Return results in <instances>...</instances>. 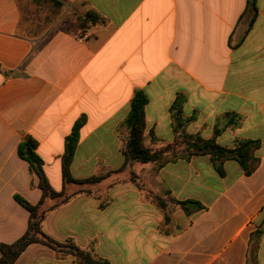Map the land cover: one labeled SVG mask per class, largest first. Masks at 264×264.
I'll list each match as a JSON object with an SVG mask.
<instances>
[{
	"label": "crops",
	"instance_id": "obj_1",
	"mask_svg": "<svg viewBox=\"0 0 264 264\" xmlns=\"http://www.w3.org/2000/svg\"><path fill=\"white\" fill-rule=\"evenodd\" d=\"M62 1L0 0V260L29 228L20 198L45 211L51 239L111 264H264V0ZM137 90L148 146L175 140L182 101L188 134L259 141L257 168L231 159L221 175L194 155L122 170ZM83 118L70 170L104 176L93 185L63 176ZM29 140L61 195H45ZM13 264L81 263L34 241Z\"/></svg>",
	"mask_w": 264,
	"mask_h": 264
},
{
	"label": "trees",
	"instance_id": "obj_2",
	"mask_svg": "<svg viewBox=\"0 0 264 264\" xmlns=\"http://www.w3.org/2000/svg\"><path fill=\"white\" fill-rule=\"evenodd\" d=\"M58 6L63 5L62 0H56ZM147 104L146 95L137 90L132 99L131 111L125 120L129 128V135L123 153L125 155V165L122 170H129L135 163H154L158 167L173 161L177 158H190L194 155H210L215 168L223 175L225 173L224 163L227 160H236L243 167L246 174H251L258 166L259 160L255 157V151L259 147V141L250 139H240L233 148L221 146L216 142V136L221 129L215 130L212 138H203L196 134H188L186 132L187 121L182 112V101L177 102L173 108V119L175 122V140L172 143L159 147H150L146 144L144 135L145 129V106ZM84 123V118L79 120L71 134L66 138L65 154L63 157V176L67 183L76 182L81 184H90L100 182L104 176H93L85 180H75L72 177L70 165L73 160L77 143L79 140V131ZM23 155L33 166V169L41 178L42 188L47 196H57L51 188L42 166V160L35 152V143L29 140L21 150ZM134 178L138 177L132 172ZM65 197L62 201L68 199ZM65 199V200H64ZM19 200L31 211V221L27 232L16 242L12 244H3L2 257L0 264H13L19 255L34 241H42L47 245L57 249L58 251L71 252L77 255L81 264H111L104 258L94 256L91 252L78 247L73 242L61 244L47 236L42 229V221L45 211L40 207H35L23 199ZM183 208H186V202H180ZM200 205V204H199ZM201 208V206H199Z\"/></svg>",
	"mask_w": 264,
	"mask_h": 264
},
{
	"label": "rangeland",
	"instance_id": "obj_3",
	"mask_svg": "<svg viewBox=\"0 0 264 264\" xmlns=\"http://www.w3.org/2000/svg\"><path fill=\"white\" fill-rule=\"evenodd\" d=\"M49 11H50V10H49ZM55 11H56L57 13H56ZM55 11L52 12L53 15H55V13L58 15L62 10H61V11H60V10H55ZM129 172H130V171H129Z\"/></svg>",
	"mask_w": 264,
	"mask_h": 264
}]
</instances>
